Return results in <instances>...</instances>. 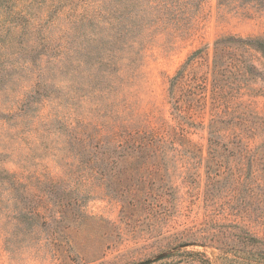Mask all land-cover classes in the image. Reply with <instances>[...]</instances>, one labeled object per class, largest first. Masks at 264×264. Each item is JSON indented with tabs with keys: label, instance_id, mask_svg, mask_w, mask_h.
<instances>
[{
	"label": "rangeland",
	"instance_id": "374dc122",
	"mask_svg": "<svg viewBox=\"0 0 264 264\" xmlns=\"http://www.w3.org/2000/svg\"><path fill=\"white\" fill-rule=\"evenodd\" d=\"M229 37L264 0H0V264H264V58L215 66Z\"/></svg>",
	"mask_w": 264,
	"mask_h": 264
},
{
	"label": "trees",
	"instance_id": "16d2710c",
	"mask_svg": "<svg viewBox=\"0 0 264 264\" xmlns=\"http://www.w3.org/2000/svg\"><path fill=\"white\" fill-rule=\"evenodd\" d=\"M222 44H223L222 48L220 49L219 52H217V57L215 56V66L218 63V59H217L218 55L224 56L227 53L228 49H233L238 53L243 48L245 50L252 49L260 53L262 57L264 58V37L260 39H253V40H244L238 37H229L223 40ZM239 55H241V53H239ZM218 124H219V121L215 120L212 126L211 133L216 134Z\"/></svg>",
	"mask_w": 264,
	"mask_h": 264
}]
</instances>
